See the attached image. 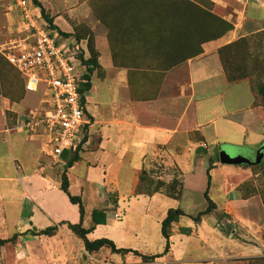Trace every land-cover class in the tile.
<instances>
[{
	"label": "crops",
	"instance_id": "1",
	"mask_svg": "<svg viewBox=\"0 0 264 264\" xmlns=\"http://www.w3.org/2000/svg\"><path fill=\"white\" fill-rule=\"evenodd\" d=\"M212 1L218 14L231 23L232 26L229 30L214 39L203 42L197 54L165 70L156 87L144 85V95L138 94L140 93L139 89H132L130 85L126 84L127 88L132 89L131 96L127 94L119 98L114 94V97L111 96L108 100L109 103L105 101L103 96L98 97V100L91 97L90 99L98 103V106H102L100 114L95 116L88 111L86 101L85 110L90 119L87 129V144L77 153L78 159L76 161H73L69 167L63 166L62 170H64L67 179V191L71 195L78 196L81 200L83 206L81 226L91 228L86 234L87 239L107 237L116 248L132 250L125 253L111 252L107 247L102 246L96 251L123 259L127 258L128 254H132L133 251L141 255L161 253L164 245V239L161 235L163 240L161 249L147 253L123 246L117 242L114 237L115 234L111 232V228L117 223H121L119 226L122 227V223L128 217L131 208L138 202H143V208L153 206L154 210L151 214L154 216L158 230L166 211L169 208H179L183 215L178 216L170 223L174 227V232L176 233V229L179 227L189 228L188 234H176L180 237L190 235L197 237V243L200 247H206L213 253L216 251L220 253L219 260L236 251L241 252V254H256L258 252V247L250 248L245 244H236L230 248L222 241L224 236L218 237L217 243L214 241L215 244L212 241V244L205 242L202 238V231L205 229L204 235L209 238L211 230H213L210 220H205L208 214L200 216L194 222L192 218L187 216L190 213L182 210L178 203L185 189L192 187L191 180L196 164L205 163L204 168H201L204 171L208 158H214L216 160L211 163L210 180L207 188V196L214 204L213 212L230 216L232 221L242 226L248 225L252 220L248 214L250 199L239 195L236 184L233 183L234 178L231 176L243 170L242 164H222L214 155L215 153L217 155L218 150L223 147L233 149V155H242L244 151L253 153L264 142V107L258 103L256 92L246 80L228 81L226 79L219 60L218 49L239 37L249 35L260 29L258 26L264 21V0ZM69 3L72 4L73 2L69 1ZM37 10L38 8L35 7L34 11L38 14ZM67 10L71 12L69 13L70 22L62 20L60 16L56 15L50 16L52 23L60 30L66 31L73 30L72 21L76 19L78 22L89 26L93 32L94 48L98 52V60L101 62L102 51L107 50L105 38L93 29L94 23L93 19L90 18L88 7L83 2H79L76 7ZM76 10L78 12H75ZM248 25H251L253 30L249 29ZM120 79L121 77L117 76L114 80L120 82ZM91 87L90 84L86 93L91 90ZM149 92L150 94H148ZM21 117L20 115L17 119ZM93 124L98 126V136L92 140L89 127ZM26 135H28L26 131L16 127L15 124L13 126L3 125L2 114L0 113V150L1 145L5 144V139L9 144V154L3 146L4 155H0V169L2 166L3 175L0 176V219L3 227L6 225L7 203L13 200L16 202V221H21L19 216L23 213L28 202L23 188L17 189L13 184L7 185V182L21 181L25 178L24 174L18 175L19 172H22V168H25L24 160L20 158L18 153H22L21 149L24 145L33 148V172H35L38 160L44 161L42 158L44 155H41L40 149V136ZM213 150L215 151L212 153ZM62 156L67 160L70 155L65 153ZM127 163L130 164V167ZM78 164H81L82 172L79 173V179L77 178L75 190H70L69 171L74 170ZM157 165L163 169L162 178L166 182L180 178L182 189L180 197H168L161 192L145 193L142 192L143 189L136 192L141 171H144L146 177L152 181V168ZM52 166L55 165H47L41 172H36L41 178L42 189L52 183L47 173L55 174L56 192L59 194L58 191H60L64 196V201L71 204L68 206H75L76 210L70 211L69 214H61L57 208L47 205L40 197H34L29 205L30 212L26 218L29 220L28 224H32L34 229L31 226L29 230H38L57 224V229L64 232L69 239L77 240L81 250L84 251L81 240L67 229L65 223H59L61 221L77 222L78 212L76 205L70 203L66 195L59 189L61 172L55 173L56 169H52ZM95 167H97V172L92 171ZM2 182L7 184H2ZM202 187L201 194L205 189V175ZM55 195L58 197L56 193ZM213 197H217L218 200H214ZM93 210L103 212L104 223L94 224L92 222L91 212ZM36 214H38L37 219L38 217L42 218L43 224L41 226H36L33 219ZM182 217H187L190 223L183 225L180 222ZM57 229L50 236L57 234ZM36 236L41 235L32 236L28 231L27 237L29 239ZM168 241L167 251L154 258L158 260L157 262L172 264L173 261H178L171 258L170 233ZM133 256L137 259L140 257L135 253ZM211 259L214 261L212 256L198 257L193 262L209 264Z\"/></svg>",
	"mask_w": 264,
	"mask_h": 264
},
{
	"label": "rangeland",
	"instance_id": "2",
	"mask_svg": "<svg viewBox=\"0 0 264 264\" xmlns=\"http://www.w3.org/2000/svg\"><path fill=\"white\" fill-rule=\"evenodd\" d=\"M38 1L47 15L60 16L62 20L67 22L71 20L69 14L71 12H68L67 9L76 7L79 2H83L89 9L90 18L93 19V29L105 38L107 50L105 52L99 50L102 51L100 62L98 52L94 48L93 32L89 26L78 22L76 19L72 21L73 30L66 31L60 30L52 23L57 31L60 30L66 33L65 36L73 37L77 42L80 41L85 49V57L91 52L95 58L96 66L90 75L92 87L88 93L84 94L87 109L94 116L100 114L102 106H98V103L90 99L91 97L98 100V97L103 96L106 99L104 100L109 103L108 100L111 96L114 97V94L119 98L127 94L131 96L133 88L139 89L140 93L138 94L144 95V85L156 87L165 70L197 54L203 42L216 38L229 26H232L230 22L218 14L212 0ZM69 1L73 3L71 4ZM38 15L40 16L39 13ZM219 18L225 22H220ZM247 27L253 30L251 25ZM258 28H260L258 31L244 36L249 37V48L239 47V52L236 55H231L229 60L232 66L234 64L245 66L244 72L242 71L244 75L242 79L248 82L254 92L257 91L264 78V21L260 23ZM24 36L25 31L22 28L21 17L14 9L12 1L0 0V113L2 114L3 125L7 126H13L18 116L23 117V114L25 115L28 111L40 109L43 99L41 88L37 89L36 92H30L23 87L22 79L5 58V54L11 51L12 46ZM117 76L121 77L120 82L114 80ZM126 84L130 85L132 89L127 88ZM116 86L117 88H115ZM255 94L258 103L264 107V98L257 92ZM97 129L96 124L89 127L92 140L98 136ZM3 146L9 154V144H7L6 139ZM3 146L1 145L0 150L2 156L4 155ZM26 147L27 145H24L21 149L24 154L18 153L20 158L24 160L25 167L18 175L24 174L25 178L21 181L7 182L8 184L2 182V184L6 183L7 185L13 184L17 189L23 188L28 202L25 205L27 210L25 208L19 216L21 221H16V202L14 200L9 201L6 205V225L3 227L0 219V237H10L14 232L17 233V236L13 241L0 246V264H163L154 258H134L133 253L128 254L127 258L123 259L100 251H82L79 242L73 238L69 239L64 232H60V229H57L58 233L53 236L41 235L29 239L27 234L32 224H28L29 220L26 218L30 212L29 205L34 197H40L47 205L57 208L61 214H69L76 208L75 206H68L71 204L64 201L63 194L60 191H58L59 194L56 192L55 174L47 173L52 183L50 186H46L49 188L44 186L45 189H42L41 178L36 172H33V148ZM222 149L230 155L234 154L233 149L227 147ZM13 152L15 151L13 150ZM254 153L255 150L253 153L244 151L242 155L253 161ZM41 155H43L42 152ZM214 156L217 158L216 153ZM42 158L45 162L47 161L46 157L42 156ZM44 161L38 160V163L41 164ZM64 165H55L51 168L56 169L55 173H57L61 172ZM127 165L130 167V164L127 163ZM204 166L205 163L196 164L191 180L192 187H187L182 198L178 201L180 208L190 213L187 215L190 218L198 214L194 222L200 216L208 214L205 220H210L213 230H211L209 238L204 235L206 230L202 231L203 236H201L205 242L211 243L212 241L214 243L215 241L217 243L218 237L224 236L222 241L230 248L236 244H245L250 248L258 247V252L256 254H241V252L236 251L219 260L220 253L217 251L213 253L206 247H200L195 236H178L176 233H180L179 228L176 229L175 233L174 227L170 225L171 258L178 260L177 262L173 261L172 264H200L193 262V260L198 257L209 256L214 258V261L211 259L209 264H264V148L257 163L242 164L243 170L231 175L239 195L250 199L248 214L252 220L246 226L232 221L230 216H222L220 212L214 213L212 208L205 210L207 203L201 194L204 185V171L201 168ZM81 169V164H78L74 170L69 171L70 190H75L79 173L82 172ZM92 171L97 172V167ZM152 173L153 181L158 180L165 183L173 181L170 192L180 190L179 197L181 196L182 189L179 177L166 182L162 178L164 171L158 165L152 168ZM0 176H3L2 166ZM213 198L218 200L217 197ZM143 206V202H138L129 211L122 227L119 226L121 223H117L111 228V232L115 234L114 237L117 242L123 246L147 253L156 252L161 249L163 240L154 216L151 214L154 210L153 206H145L144 208ZM37 215H34L33 219L36 226H41L43 224L42 218L38 217L37 219ZM180 222L186 225L190 223V220L187 217H182ZM15 224L18 227H14Z\"/></svg>",
	"mask_w": 264,
	"mask_h": 264
},
{
	"label": "built area",
	"instance_id": "3",
	"mask_svg": "<svg viewBox=\"0 0 264 264\" xmlns=\"http://www.w3.org/2000/svg\"><path fill=\"white\" fill-rule=\"evenodd\" d=\"M21 17L25 36L5 54L8 63L23 80L28 91L43 90L41 108L28 111L15 126L27 134L39 135L46 163H38L35 172L47 165L62 166L63 154L79 153L87 144L90 124L85 110L84 47L73 37L62 36L34 10L31 0H11ZM83 94L84 100H81Z\"/></svg>",
	"mask_w": 264,
	"mask_h": 264
},
{
	"label": "trees",
	"instance_id": "4",
	"mask_svg": "<svg viewBox=\"0 0 264 264\" xmlns=\"http://www.w3.org/2000/svg\"><path fill=\"white\" fill-rule=\"evenodd\" d=\"M31 3H32V5H34L35 7L38 8V12H39L40 16L43 18V20L52 28H56L52 24V18L49 15H47V13L45 12L44 8L39 3V1L38 0H31ZM219 21L223 22V23L225 22L224 20H222L220 18H219ZM230 28L231 27L229 26L226 30H228ZM58 32L62 36L66 35V33H63L60 30H58ZM220 35H218V36H220ZM218 36H216V37H218ZM248 43H249V37L243 36V37L237 38L236 40H234V41H232L226 45L221 46L218 49L219 60H220L223 72L225 74V77L228 81H234V80L242 79V77H244L243 72H244L245 66L244 65L241 66L239 64L238 65L234 64V66H232L231 63H229V60H230L231 55L232 56L236 55L239 52L238 51L239 47H243V48L245 47V49H247V47L249 48ZM82 61L86 65V72L84 74L85 82L81 84L80 92L85 93L90 88V75H91V72L93 71V68L96 66V61H95V58L91 52H90V54H88L87 57L82 59ZM256 92H257V94L261 95L264 98V78H263L260 86L257 88ZM81 100L82 101L84 100L83 94L81 96ZM77 159H78L77 153L71 154L65 162V167H69L71 165V163L73 161H76ZM215 160L216 159H214V158H208L207 165H206L205 170H204L205 189L202 192V197L204 198V200L207 203L205 210H209V209L214 207V204L211 202V200L207 196V188L209 186V180H210L209 170L211 167V163L214 162ZM138 181H139V183H138V186L136 187V192H140V190L143 189L144 191H142V192H145V193L161 192V193L165 194L166 196L172 197V198H178L180 195V190L173 192V193L170 192L172 189L171 182H173V181H171L170 183H165L163 181H158V180L150 181L146 177V173L144 171H141V174L139 176ZM59 189L66 195V197L70 203L76 205L77 212H78L77 222L69 223V222L61 221L59 223H65L67 229H69L74 235H76L81 240L82 248L84 251H96L102 246L107 247L111 252L122 253V252L132 251L131 249H126V248H116L114 243L110 239L105 238V237L95 238L92 240L87 239L86 234L90 231L91 228H83L81 226V219H82V215H83V206H82L81 200L78 196L71 195L68 193V191H67V179H66V176L64 174V170H62L60 173ZM180 215H183V212L179 208H173V209L169 208L166 211L165 216L161 219L159 231H160V235L164 239V245H163V249H162L161 253L152 254V255H141V254H138L136 251H133V253L139 255L140 258H142V259H146V258H152L153 259L155 257L160 256L164 252H166L168 249V246H169L168 236H169L170 223L172 221H174ZM197 215L194 216L192 219L196 220ZM91 220L94 224L104 223L103 212L100 210H93L91 212ZM56 229H57V224H53V225L46 226L42 229L29 230V232H30V235H32V236H34V235L50 236L54 233V231ZM178 230L180 231V233H183V234H188V232H189V228H187V227H179ZM16 236H17V233H12L10 237L0 238V246L6 244L8 242L13 241Z\"/></svg>",
	"mask_w": 264,
	"mask_h": 264
},
{
	"label": "water",
	"instance_id": "5",
	"mask_svg": "<svg viewBox=\"0 0 264 264\" xmlns=\"http://www.w3.org/2000/svg\"><path fill=\"white\" fill-rule=\"evenodd\" d=\"M264 148V142L258 146L254 153V159L251 161L247 157L241 154L230 155L224 149H219L217 153L218 161L222 164H255L259 161L262 150ZM32 229L34 227L32 226Z\"/></svg>",
	"mask_w": 264,
	"mask_h": 264
}]
</instances>
